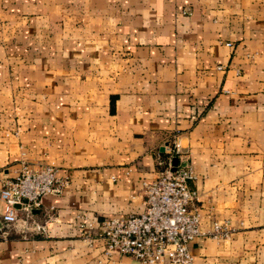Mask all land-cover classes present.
Listing matches in <instances>:
<instances>
[{
	"label": "crops",
	"instance_id": "0c3cea01",
	"mask_svg": "<svg viewBox=\"0 0 264 264\" xmlns=\"http://www.w3.org/2000/svg\"><path fill=\"white\" fill-rule=\"evenodd\" d=\"M174 156L201 230H230L192 264H264V0H0V183L23 159L70 176L26 222L0 199V264H173L86 220L141 211Z\"/></svg>",
	"mask_w": 264,
	"mask_h": 264
},
{
	"label": "built area",
	"instance_id": "2783aa9c",
	"mask_svg": "<svg viewBox=\"0 0 264 264\" xmlns=\"http://www.w3.org/2000/svg\"><path fill=\"white\" fill-rule=\"evenodd\" d=\"M192 177L190 165H173L169 158L154 179L143 182L141 211L87 219L86 224L98 230L107 251L117 250L142 263L192 264L189 241L205 233L225 237L230 231L218 220L212 221L207 231L201 230V214L195 204L197 191L188 184ZM69 179V174H58L55 164L21 160L13 174L5 172L1 177L3 223L32 219L34 209L40 206V196L60 192ZM34 227L44 230L39 223Z\"/></svg>",
	"mask_w": 264,
	"mask_h": 264
},
{
	"label": "water",
	"instance_id": "95a60500",
	"mask_svg": "<svg viewBox=\"0 0 264 264\" xmlns=\"http://www.w3.org/2000/svg\"><path fill=\"white\" fill-rule=\"evenodd\" d=\"M176 163H177V157L174 156V157L172 158V164H173V165H176Z\"/></svg>",
	"mask_w": 264,
	"mask_h": 264
}]
</instances>
